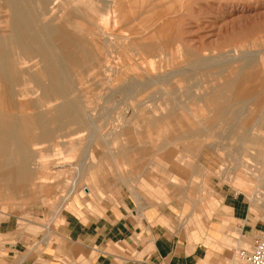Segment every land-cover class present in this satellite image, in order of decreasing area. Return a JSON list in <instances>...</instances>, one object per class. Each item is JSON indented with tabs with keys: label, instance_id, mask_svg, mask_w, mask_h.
<instances>
[{
	"label": "rangeland",
	"instance_id": "374dc122",
	"mask_svg": "<svg viewBox=\"0 0 264 264\" xmlns=\"http://www.w3.org/2000/svg\"><path fill=\"white\" fill-rule=\"evenodd\" d=\"M64 1L48 3V7L52 5L53 9L41 19L36 18L35 24L39 25L41 20L49 26L62 23L68 10ZM150 1L144 0L150 21L153 22L158 13L167 15L160 22L167 21L171 25L168 29L172 33L170 45L164 49H152V54H157L142 59L133 56L135 62L131 61V66L136 72L152 68L157 73H164L166 77L161 82L149 83L136 93L139 87L135 83L127 84L126 80H120L118 87L112 89L106 85L104 89L101 86L96 88L93 82L87 81L82 89L84 83H79L76 78V84L74 77L72 86L75 84V88L82 90L78 99L80 109L72 116L54 109L61 99L43 103L44 99L33 91L32 82L16 87L32 90V93L17 97L18 101L30 107L5 112L10 117L39 118L42 126L32 123L30 134L35 136L44 131L45 141H25L21 161L13 163L26 167L30 172L31 177L27 178L32 182L25 190L27 194H23L15 182L11 186L0 179V223L10 226L8 233H0V264H17L36 247L41 249V242L33 238L45 233L46 227L53 228L59 221L63 208L55 215L56 206L61 205L60 199L73 182L75 194L79 196L84 195L85 186L94 194L101 190L102 194L121 189L131 194L136 191L150 202L162 206L170 219L173 216V221H186V229L192 228L197 218L205 223L211 220L221 207L224 194L228 198L232 195L243 198L260 221H264L261 218L264 209L260 208V203H264V145L250 147L244 140L252 128L250 136L264 144V103L262 96L257 95V90L264 89L261 86L264 83V71H261L264 63L257 64L252 60L244 65L235 59L234 54L228 55L231 48L243 45L251 36L258 38L257 46H242V50H264V0H165L159 4H155L157 0ZM116 2L82 0L89 20L78 19L76 22L81 23L84 29L91 24V33L99 38L106 39L107 36L106 40L111 43L108 44L109 50L118 54L127 49L119 40L122 35L133 34L134 40L139 42L142 40L137 38L139 32L154 28H142L140 24L128 21L126 16L123 17L127 13L128 2ZM5 9V4L0 1V18L4 17L0 19V45L15 55L18 49L11 38ZM175 38L182 42L180 50L173 43ZM52 43L60 47L65 45L62 37L52 39ZM136 48L146 47L137 44ZM183 48L197 57L194 63L181 60ZM224 54L227 55L224 57ZM35 62L33 58L31 64ZM257 69L260 74L252 76L251 71L256 72ZM133 75L131 71L126 72L127 79ZM245 77L247 83L255 87L247 94L244 92ZM97 79L100 83L106 80L102 76ZM237 82L240 85H232ZM214 89L219 93L214 91L215 97ZM76 94L75 90L70 98ZM214 98L217 100H212ZM144 100L140 108H134L132 112L126 110L128 103L130 106ZM216 107L222 110L217 117L214 116ZM8 149L12 150L13 146L9 145ZM34 167H39V174L33 172ZM158 181H163L162 188L157 189L153 185ZM255 190L260 192L261 200L251 198ZM53 218L54 224L51 222ZM233 229L227 230L229 238L226 241L210 246L214 252H222L219 264H227L231 253L237 254L238 249L249 247V244L235 246ZM242 235L241 239L251 243L252 237L248 233L244 231ZM234 256L238 264V257Z\"/></svg>",
	"mask_w": 264,
	"mask_h": 264
},
{
	"label": "bare ground",
	"instance_id": "6f19581e",
	"mask_svg": "<svg viewBox=\"0 0 264 264\" xmlns=\"http://www.w3.org/2000/svg\"><path fill=\"white\" fill-rule=\"evenodd\" d=\"M0 1L3 2L6 6L5 12L8 13L7 16L9 18L11 38L13 40V43L16 44V47L18 49V51L15 52V55H14V54H11L9 52L8 48L0 45V179H2V181H5V183L9 182L10 185L12 186V183L18 181L19 179L31 177V176H29L30 172L26 167H23L21 165L17 166L15 164H13L14 162L21 161V159L23 157L22 155L24 153V150L22 149L24 142L30 141V142L39 143V142L45 141L44 131H41L40 133H38L35 136H31V134H30V127H31L32 123L35 122L37 124V126L40 127L41 124H40L39 118L33 119V118H29V117H24V116L10 117L5 112L6 110H9V109L20 110V109H25L27 107H30L29 105H24V104H22L21 101H18L17 97L18 96L20 97L24 94H27L28 92L32 93V90L27 89V88L16 89L17 86H20L21 84H24L27 82H32L33 87L35 88V90H33V91H36L39 93L40 97H42V99H44L43 103H46V102L53 100V99L54 100L55 99H61V102L59 104H57L54 109L58 110L60 114L72 116V115H74V113H78V111L80 109L78 99L81 97V96L79 97L80 91L82 89H84L87 81H89V82L91 81L90 83L93 82L94 83L93 85L96 88L98 86H101V88L104 89L107 86V88L109 87V89L110 88L112 89V88L118 87V83L120 82V80H122V81L126 80L127 84H132V83L134 84L135 83V85L139 87V89L137 88L138 91L136 90L137 91L136 93H138L142 89H144L145 85H148L149 83L161 82L163 80V78L166 77V76H163L164 73L163 74L157 73L152 68H143L140 72H136L134 70V68L131 66V63H132L131 61H134L133 56H138L142 59V57H144V56H152V55L157 54L156 52L154 54H152L153 53L152 49H154V50L157 48H163L164 49V46L170 45L169 44V42H170L169 38H170V36H172V33L170 32V30H168L171 25L169 26V23L167 21L160 22V20H165V18L167 17L166 14H163V13L159 14L158 13V14H156L158 17H155L153 22L150 21L149 14H148L146 8L144 7V0H118V1H120V3L121 2L122 3H127V2L129 3V4L127 3V10L125 11L127 13L124 14L123 17L126 16L125 18H128V21L130 20L131 22L134 21L133 23L140 24V26L142 28H144L146 26H150L154 29L152 31L144 30V31L139 32L137 38L142 39L139 42H138V40L137 41L134 40L135 37L133 34H131V36L130 35L128 36V33H127V35L126 34L122 35L120 37L121 39H119V36L117 35V38L119 40H122L123 44L126 46L124 48H127L126 50L117 54V53H115V52L113 53V51L109 50V47H108L109 43L106 40V39H108L107 36H106V39L105 38H99L98 36L95 35V33L94 34L91 33V26H90L91 24L84 26V27H86V29H84L83 25L81 23L76 22L78 19L83 20V21L89 20L87 18L88 16L86 15V9L84 6H82L85 3L83 2L84 4L83 3L81 4L82 0H65L64 2L66 4V6H68V10L65 14V18H64L63 22L60 24L55 23V25H51V26L47 25L46 23H43L42 20L40 21L39 25H36L35 21H36V18L41 19L42 16L48 14L53 9L52 5L48 7V3H52L54 0L53 1L52 0H0ZM105 1H109V0H105ZM116 1L117 0H114V2H116ZM163 1H165V0H157L155 2V4H159L160 2H163ZM117 2H116V4H117ZM167 2L169 3L170 1H167ZM89 3H91V2H89ZM105 4H107V3L105 2ZM94 5H95V3H94ZM66 6H64V7H66ZM89 6H90V4H89ZM146 6L148 7V5H146ZM185 6L186 5H184V7ZM88 11H89V9H88ZM92 12H91V14H92ZM173 13H175V12H173ZM96 14H97V12H96ZM98 16H97V18H98ZM115 16H117V15H115ZM175 17H176V15H175ZM1 18H4V17H1ZM128 21H126V22H128ZM122 25H124V23ZM174 27L176 28V26H174ZM97 28H99V27H97ZM105 30H107V29H105ZM106 32L108 33V31H106ZM4 34H6V33H4ZM97 34L99 35V33H97ZM246 34H245V37L248 36V34L247 35ZM56 37H62L63 38V43L65 44L63 47L53 45L52 39H54ZM224 37H225V35H224ZM112 38H114V37H112ZM118 39H117V42H119ZM257 40H258V38H256L255 36L249 37L248 39H246L245 43L243 42V45L238 44L236 47L234 46L233 48H231L230 51H228V53H229L228 55L234 54L236 56L235 59H237L238 61H241L242 64H244V65H246L250 62H253V61L255 63L257 62V64H258V62H261L263 64L264 63V50L263 49H261V50L259 49V50L251 51V52H249V51L244 52V50H242V46H244V47L246 45L257 46ZM117 42L115 43L116 46H117ZM173 43L177 44V46L179 47V50H180L179 45H181L182 42L179 39L175 38V40H173ZM137 44L138 45H140V44L144 45L146 48H144V49L136 48ZM10 48H11V46H10ZM170 48H171V46H170ZM158 50H160V49H158ZM117 51H119V50L117 49ZM162 52H163V50H162ZM168 54H170V53H168ZM171 54H173L172 49H171ZM182 54H183V59H181L182 61H186L189 64L194 63L196 61L197 57H195L193 54H191L189 51H187L184 48H183ZM170 55H169V57H170ZM225 55H227V54H224V57H225ZM210 57H212V56H210ZM33 58H35L37 62L31 64V60ZM156 58L158 59V57H156ZM199 59H201V58H199ZM204 59H207V58H204ZM208 60H209V58H208ZM225 61H226V58H225ZM227 61H228V59H227ZM27 62H30V64L26 65L25 63H27ZM111 62L113 63V65H111ZM138 64H140V63H138ZM138 64H137V66H138ZM262 66H264V65H262ZM144 67H145V65H144ZM262 68H261L262 69L261 71H264V67H262ZM30 70H32V71H30ZM159 70L160 69H158V72H160ZM127 71L133 72L134 75L131 76V78L129 77L127 79V77H126ZM248 71H247V76L250 75V71L249 72ZM251 72L253 74L252 76H254L255 73L260 74V70H258V69L256 70V72L255 71L254 72L251 71ZM101 76L104 77V79H106V80H104L105 82H103V83L98 82V79H97L98 77H101ZM74 77H75V80H76V78L79 79V80L77 79L79 83H81V82L84 83L83 84L84 86L81 87L82 89L77 88V87L75 88L74 87L75 84L72 86V79ZM245 78H246V80H245L246 85L244 87V92L247 94L251 90L254 91L255 87L253 85L252 86L249 85L247 83V77H245ZM249 79H250V77H249ZM77 80L75 81L76 84H77ZM228 82H230V81H228ZM227 83L226 84L223 83V84H225V86H229L230 84H227ZM135 85H133V86H135ZM232 85L236 87V86L240 85V83L237 82V83H234ZM262 85L264 87V83L263 84L261 83V86ZM222 86L225 87L224 85H222ZM131 87L129 88V90L131 89ZM75 90L77 91V94H76L77 98L76 97L70 98V94L72 92H74ZM215 90L216 89H214L213 92ZM215 92L218 93L217 91H215ZM215 92L213 94L214 97H215ZM257 93H258L257 95L262 96L263 103H264V89L257 90ZM212 100H217V99L214 98ZM144 103H145V100L142 102L137 101L134 105L131 104L130 106L128 103L126 110L129 112H132L134 110V108L138 109ZM223 103L225 104V102H223ZM219 104H221V103H219ZM214 109H215L214 110V112H215L214 116L217 117V116H220V114H222V112H221L222 110L220 108L216 107ZM89 110H90V108H89ZM53 115H55V114H53ZM86 115H87V113H86ZM122 118H123V116H122ZM57 121H59V120L57 119ZM198 122H200V121H198ZM206 123H208V122H206ZM204 126H205V124H204ZM250 126H251V124H250ZM255 126H256V124H255ZM251 129H250V135H251ZM250 135L244 136L245 143H247L248 146L257 147V146H261V145L263 146L264 145V144H261L262 141H259L258 138H256L255 136H250ZM263 136H264V134H263ZM47 138H49V137L47 136ZM263 142H264V139H263ZM9 145L13 146L12 150L8 149ZM35 153H36V151H35ZM36 156L38 157L39 155H36ZM36 161L39 162V160H35V162ZM35 162H34V164H35ZM25 163H23V164H25ZM36 164H38V163H36ZM33 172L39 174V172H40L39 167L38 168L34 167ZM32 179H33V176H32ZM27 187H28V185H27ZM1 189H4V188H1ZM256 191H257V193H256ZM261 192H262V190H261ZM259 194H260V192L258 190H255L252 193L251 198H253L254 200H256V199L261 200L260 199L261 195L259 196ZM262 201H264V198L262 199ZM229 263L230 264H236L235 258H231Z\"/></svg>",
	"mask_w": 264,
	"mask_h": 264
},
{
	"label": "crops",
	"instance_id": "0c3cea01",
	"mask_svg": "<svg viewBox=\"0 0 264 264\" xmlns=\"http://www.w3.org/2000/svg\"><path fill=\"white\" fill-rule=\"evenodd\" d=\"M29 179L15 182L23 194L30 187ZM162 183L153 185L158 189ZM66 190L54 212L56 215L63 208L59 221L33 238L41 242V249L36 247L17 264H219L222 252L216 253L210 246L226 241L228 229L234 228L235 246L250 244L241 239L244 231L249 237L264 232V221L243 198L234 195H223L221 207L207 223L197 218L186 229V221H173L162 206L136 191L102 194L99 189L94 194L85 186L83 197L75 194V182ZM260 205L264 209V203ZM51 222L54 224V218ZM1 224L0 233H8L10 226ZM234 255H229L227 264Z\"/></svg>",
	"mask_w": 264,
	"mask_h": 264
},
{
	"label": "built area",
	"instance_id": "2783aa9c",
	"mask_svg": "<svg viewBox=\"0 0 264 264\" xmlns=\"http://www.w3.org/2000/svg\"><path fill=\"white\" fill-rule=\"evenodd\" d=\"M238 264H264V232L252 237L248 248L237 250Z\"/></svg>",
	"mask_w": 264,
	"mask_h": 264
}]
</instances>
